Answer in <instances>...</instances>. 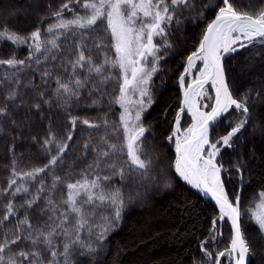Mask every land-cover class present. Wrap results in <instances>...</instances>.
<instances>
[{
    "label": "snow or ice",
    "instance_id": "6c2138e0",
    "mask_svg": "<svg viewBox=\"0 0 264 264\" xmlns=\"http://www.w3.org/2000/svg\"><path fill=\"white\" fill-rule=\"evenodd\" d=\"M195 7L194 0H64L44 17L50 22L43 29L37 27L21 35L7 25L0 26V43L28 50L24 58H17L13 52L7 59H0V67L5 69L0 73V91L5 93L0 118L10 117V105L20 107L24 103L20 97L22 88L40 89L34 77L27 81L21 78L26 72L38 75L43 85L54 81L53 98L66 111L71 106L69 102H79L85 91L100 99L108 95L110 105L121 109L114 121L105 117L102 123L68 113L71 130L65 140H58L49 127L42 141L48 156L46 163L25 170L18 168L16 159L11 161L7 183L0 187V264H79V257L97 255L108 235L120 226L133 197L129 195L126 200L122 187L113 181L119 178L124 183L149 176L152 160L144 145L146 134L151 132L143 122V114L154 103L153 77L161 70L166 50L172 48L169 29L182 24L178 13ZM251 7L238 5L236 0H208L203 5L215 10L214 18L207 23L197 49L187 56L179 76L182 106L174 117V129L166 137L175 145L174 169L178 177L215 201L219 220L230 221L228 247L215 254L209 251L218 231L215 219L210 238L200 245L209 264H221L222 259L227 264H249L252 252L242 229L241 197L229 198L222 178L227 169L218 159L223 149L235 146L251 119L250 95H233L224 63L227 56L241 49L264 48V3L253 11L247 10ZM202 14V10L197 13ZM69 36L78 39L65 55L63 41ZM186 77L191 78L190 83L186 84ZM111 84H115L114 94L107 91ZM208 85L214 95L209 94ZM37 95L52 106L53 100L46 99L43 90ZM255 95L260 97L261 93ZM205 98L212 103L202 104ZM98 102L93 99L92 105ZM32 107L39 110L41 103ZM185 113L192 122L182 129ZM78 121L89 129L104 127L105 135L97 144H83V155L89 150L94 153L86 169L75 178L70 172L59 175L55 170L64 166L68 142L73 140ZM225 122L227 133L213 140V128ZM234 167L243 184L245 169L239 164ZM49 174L50 183L46 179ZM258 199L250 218L264 233V190ZM32 212L46 218L34 224Z\"/></svg>",
    "mask_w": 264,
    "mask_h": 264
},
{
    "label": "trees",
    "instance_id": "16d2710c",
    "mask_svg": "<svg viewBox=\"0 0 264 264\" xmlns=\"http://www.w3.org/2000/svg\"><path fill=\"white\" fill-rule=\"evenodd\" d=\"M63 2L0 0V26L7 25L21 35H28L37 27L43 29L50 22L44 17ZM218 2L213 0V3ZM194 3L195 9L178 13L182 24H174L169 29L168 40L172 48L166 50L167 54L160 62L161 70L153 77L151 92L154 103L143 114V122L151 132L150 135L146 134L144 145L145 152L152 160L149 176L144 180L133 178L124 183L119 178L113 181L122 187L126 200L129 195L133 199L127 204L120 226L108 235L100 252L94 257H79V264H209L200 245L210 238L212 221L218 210L178 179L174 171L175 150L166 139L173 130L174 115L182 100L179 76L186 67L187 56L197 49L207 23L214 17L213 8H203L208 0H194ZM236 3L241 6L250 4L252 7L247 10L253 11L264 0H236ZM201 10L203 14L198 16ZM65 15L70 17L71 13L66 12ZM100 31L103 32V26ZM77 39L69 36L63 41L65 55L72 51ZM108 42L109 38L105 35V43ZM88 44L91 48V39ZM108 51L111 55V50ZM13 52L17 58L28 55L25 46L15 48L8 42L0 43V59H7ZM4 71L0 67V73ZM225 71L234 96L250 95L251 119L239 134L240 139L235 146L223 149L218 159L227 169L226 173H222V178L229 198L234 199L236 195L241 197L242 227L252 249L250 264H264V233L258 231L255 221L250 218L256 210L255 205L259 203L258 194L264 190V48L241 49L227 56ZM30 77H34V83L40 85L39 90H43L45 98L53 100V103L51 107L44 104L37 95L39 90L22 88L20 97L24 103L20 107L10 105V117L0 118L3 127L0 131V187L7 183L13 159L18 161V168L25 170L47 162L42 141L47 137L49 127L58 140H65L71 130L68 113L102 123L105 117L114 121L121 111L118 105H110L108 95L100 99L95 93L88 96L86 91L79 102L70 101L71 106L66 111L53 98L54 81L43 85L39 76L31 72L22 74L21 78L27 81ZM114 87L115 84L109 85L107 91L114 94ZM257 92L261 93L260 97L255 95ZM4 94L0 91V104L3 103ZM93 99L99 102L92 105ZM37 102L41 103L39 110L32 107ZM12 120H15V125L11 123ZM189 123L190 117L185 115L183 128ZM228 130L226 122L215 126L212 139H218ZM72 134L73 140L68 142L64 166L58 167L55 172L59 175L70 172L75 178L87 168L94 156L91 150L86 156L82 154L83 144L86 141L97 144L105 135V129H89L78 121ZM237 164L245 169L243 184L234 167ZM46 179L50 183L51 174ZM30 215L34 224L42 223L46 218V215L37 212ZM224 225L225 237L216 238L209 247L214 254L228 247L232 232L227 221ZM221 262L224 264L226 260L222 259Z\"/></svg>",
    "mask_w": 264,
    "mask_h": 264
},
{
    "label": "rangeland",
    "instance_id": "374dc122",
    "mask_svg": "<svg viewBox=\"0 0 264 264\" xmlns=\"http://www.w3.org/2000/svg\"><path fill=\"white\" fill-rule=\"evenodd\" d=\"M198 67H199V64H198ZM196 75V73L195 72H193V77ZM190 80H191V78L190 77H186V84L187 83H190ZM208 92H209V94L210 95H214V93H213V90L211 89V87H209L208 88ZM201 103L202 104H204V103H208L209 105L212 103L210 100H208V99H203V100H201ZM186 115H188L189 117H190V115L189 114H186ZM191 117H190V123L188 124V126H186L185 128H183V126L181 125V127H182V129H186L187 127H189L190 125H191ZM182 123H183V120H182ZM212 134H213V130H212ZM174 147H175V145H174V143H171ZM175 150V149H174ZM219 214V213H218ZM218 214L216 215V217H214V219L217 221L216 222V225H215V227H216V229L218 230L217 231V234H216V238H218V239H222V238H224L225 237V231H226V229H225V225H224V223H225V220L224 221H221V220H219L217 217H218ZM213 219V220H214ZM232 234V233H231ZM229 244H230V240L228 241V243H227V245L229 246ZM221 264H222V262H221ZM224 264H227V261H226V263H224Z\"/></svg>",
    "mask_w": 264,
    "mask_h": 264
},
{
    "label": "water",
    "instance_id": "95a60500",
    "mask_svg": "<svg viewBox=\"0 0 264 264\" xmlns=\"http://www.w3.org/2000/svg\"><path fill=\"white\" fill-rule=\"evenodd\" d=\"M214 18V17H213ZM212 18V19H213ZM211 19V20H212ZM210 20V21H211ZM209 21V22H210ZM206 28V27H205ZM226 59V58H225ZM224 63H225V61H224ZM230 84V83H229ZM207 88H209V87H211L210 85H208V86H206ZM230 87H231V85H230ZM182 90V89H181ZM231 90H232V88H231ZM182 99H183V91H182ZM182 106V100H181V103H180V105H179V107L177 108V110H176V112H175V115H176V113H177V111L179 110V108ZM187 113H185L184 115H183V117H182V119H181V125H182V120H183V118H184V116L186 115ZM175 115H174V117H175ZM191 117V116H190ZM173 129H174V119H173ZM174 149H175V147H174ZM175 162V161H174ZM174 171H175V169H174ZM176 174V173H175ZM176 176L178 177V175L176 174ZM178 179L181 181V182H183L185 185H187L188 187H190L191 189H193L197 194H199L201 197H203L204 199H206V200H208V201H210L214 206H215V208L218 210V213H219V206L215 203V201L210 197V196H207V195H205L203 192H201L200 190H198V189H195V188H192V186L191 185H189V184H187L185 181H183L182 179H180L179 177H178ZM218 217H219V214H218ZM217 217V218H218ZM224 220H226L227 222H228V224H229V226H230V221L227 219V218H225ZM223 221V220H222ZM241 223H242V220H241ZM231 228V227H230ZM242 229H243V227H242ZM250 261H251V254H250V258H249V264H250Z\"/></svg>",
    "mask_w": 264,
    "mask_h": 264
}]
</instances>
